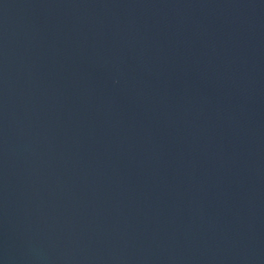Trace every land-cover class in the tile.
I'll list each match as a JSON object with an SVG mask.
<instances>
[{
    "label": "water",
    "instance_id": "95a60500",
    "mask_svg": "<svg viewBox=\"0 0 264 264\" xmlns=\"http://www.w3.org/2000/svg\"><path fill=\"white\" fill-rule=\"evenodd\" d=\"M0 264H264V0H0Z\"/></svg>",
    "mask_w": 264,
    "mask_h": 264
}]
</instances>
